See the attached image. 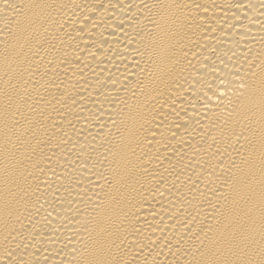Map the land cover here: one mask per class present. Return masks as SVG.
<instances>
[{
  "label": "bare ground",
  "instance_id": "obj_1",
  "mask_svg": "<svg viewBox=\"0 0 264 264\" xmlns=\"http://www.w3.org/2000/svg\"><path fill=\"white\" fill-rule=\"evenodd\" d=\"M0 264H264V0H0Z\"/></svg>",
  "mask_w": 264,
  "mask_h": 264
}]
</instances>
